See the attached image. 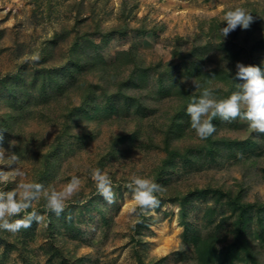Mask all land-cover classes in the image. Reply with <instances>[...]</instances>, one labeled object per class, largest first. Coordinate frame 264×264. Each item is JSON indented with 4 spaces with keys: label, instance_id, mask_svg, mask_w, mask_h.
<instances>
[{
    "label": "rangeland",
    "instance_id": "1",
    "mask_svg": "<svg viewBox=\"0 0 264 264\" xmlns=\"http://www.w3.org/2000/svg\"><path fill=\"white\" fill-rule=\"evenodd\" d=\"M79 1L0 0V76L14 71L25 59L38 56L44 40L55 30L71 28L76 16L70 10L71 5ZM83 1L85 11L80 19L85 21L81 33H92L97 22L104 28L119 23L129 26L126 34H117L104 49L103 55L109 62L115 60L119 51L132 46L137 47L147 62H168L173 58L175 45L184 50L197 45L200 50H205L208 68H215L224 62L220 60L218 46L222 41L231 46L236 36L233 31L222 39L205 33L212 20H216L220 28L226 27L223 21L225 12L237 7L246 9L254 18L250 28H240L235 38L237 47L242 49L239 63L252 66L248 51L254 44L257 47L254 58L258 57L260 63L264 60V43L256 45L260 38H264V0ZM143 28L146 29L144 34L139 31ZM95 39L98 41L100 36L96 35ZM208 42H211L208 47H203ZM18 46L24 49L21 56L17 55ZM63 46L65 48V44ZM150 85L155 88L154 79ZM72 99L78 105L79 94ZM62 102L64 104L67 99L63 98ZM172 103L173 97L163 98L138 121L134 114L126 112L119 121L105 111L83 118L75 133L92 135L73 142L71 150L61 160L59 171L46 185L59 190L76 175L83 181L80 191L66 202L65 210L59 216L46 210L42 197L29 212L36 210L45 217L43 222H33L30 228H22L16 233L0 230V264H139L137 254L145 263L153 260L160 261V264H199L193 245L184 240L179 205L162 199L158 207L143 210L133 202L132 193L126 187L133 175L153 180L155 170L163 166L166 153L160 147L163 139L161 124L162 117L171 111ZM51 113L44 119L36 114L22 129L27 138L30 133L38 134L33 145H40L42 151L54 142L61 128L59 120L55 119L60 112L51 110ZM124 132L131 134L133 144L115 146V152H111L114 137ZM16 133L11 138L17 142L16 146L3 148L20 158L18 166L23 169L25 177L18 179L35 182L39 153L37 155V150L33 149L22 154ZM192 134L193 141L189 139L180 144L201 141L195 132ZM217 134L229 139L253 137L257 144L248 151L221 144L220 152L214 157L193 154L188 160L177 162L164 173V179L169 183L168 194L187 192L195 187H212L242 192L244 200L250 203H264V135L256 133L239 117L225 121ZM101 158L102 166L99 164ZM95 168L106 171L111 177L114 203L108 204L97 192L91 179V171ZM0 170L11 169L0 165ZM14 186L11 182L0 184V190L7 191ZM216 198L215 192L195 198L186 221L203 237H218L219 246H223L233 238L235 217L227 204H216ZM210 207L214 209L212 220L206 213ZM23 215L13 216L10 220L20 219ZM254 216L246 238L257 258L264 263V232ZM139 221H142V234L138 240L140 243H136L138 238L134 241V229ZM53 225L60 227L59 233L52 232Z\"/></svg>",
    "mask_w": 264,
    "mask_h": 264
},
{
    "label": "trees",
    "instance_id": "2",
    "mask_svg": "<svg viewBox=\"0 0 264 264\" xmlns=\"http://www.w3.org/2000/svg\"><path fill=\"white\" fill-rule=\"evenodd\" d=\"M70 10L76 13L74 24L71 28L55 30L51 37L44 40L39 50V59H25L14 71L0 76V135L3 136L0 146H8L16 131L19 139L18 148L22 154L33 149L37 150V155L39 153L40 164L35 171V182L46 186L59 171L61 160L71 150L73 142L83 141L92 135L87 132L75 133L74 129L83 118L96 116L95 114L105 111V114L119 121L124 118L123 113L126 112L134 114L138 121L142 115L145 116L149 110L154 109L153 104H160L163 98L173 97L172 109L162 117L164 121L161 124L163 139L160 147L165 151L166 157L163 166L155 170L153 177V181L164 189L156 194L159 202L163 199L179 205L181 223L185 229L184 240L193 245L199 264H264L257 258L246 238L247 229L254 220V215L257 216L260 228L264 232V203H250L244 200L242 192L212 187H195L187 192L175 191L174 194H168L169 183L164 179L166 170L173 168L179 161L188 160L193 154L214 157L220 152L221 144L228 147L236 146L242 151L251 150L256 146V139L253 137L246 139L220 137L217 131L225 121L219 116L212 120L216 132L211 137L187 145L180 144L192 139L191 132H195L191 129L190 117L186 112L193 96L199 97L207 88L213 91L217 99H226L239 90L238 84L244 83L234 78L235 65L240 61L242 54V49L237 47L235 39L240 27L233 31V36L236 37L231 38V46L223 41L218 46L220 60L224 62L215 68H208L205 50H200L197 45L188 50L175 45L173 58L168 62L163 60L147 62L137 47L132 46L119 51L115 60L109 62L103 51L117 34L127 33L128 24L119 23L104 28L97 22L92 33L88 31L81 33L85 19L80 18L85 11V2L83 0L76 2L71 5ZM211 22L209 31L205 34L222 39L219 24L216 20ZM139 31L144 34L146 29ZM96 35L100 36L98 41L95 39ZM210 43L203 47H208ZM263 43L262 37L256 45ZM256 48L255 44L251 46L248 51L249 59L252 66L261 67L264 71V65L260 63L259 58H254L253 52L257 50ZM23 51V46H18L17 55H23ZM152 79L155 81V88L150 85ZM75 94H79L80 97L78 105L72 99ZM63 98L67 99L64 104ZM51 110L60 112L58 117H54L59 120L61 128L54 142L46 151H42L40 145H33L38 134L30 133L27 138L22 129L36 114L44 119L47 114H52ZM130 135L124 132L115 136L111 152H115L117 146L126 143L132 145L134 141ZM102 163L103 158L99 160L100 166ZM212 192L217 195L216 204L222 206L224 205L222 202L227 204L235 217L233 238L223 246H219L218 237L212 235L203 237L199 230L193 229L186 221L192 201ZM206 213L212 220L214 209L210 207ZM141 222L139 221L134 229L136 234V237H133L134 241L138 238L136 243L142 234ZM51 230L59 233L60 227L53 225ZM137 260L139 264H160V261L153 260L145 263L138 254Z\"/></svg>",
    "mask_w": 264,
    "mask_h": 264
},
{
    "label": "clouds",
    "instance_id": "3",
    "mask_svg": "<svg viewBox=\"0 0 264 264\" xmlns=\"http://www.w3.org/2000/svg\"><path fill=\"white\" fill-rule=\"evenodd\" d=\"M226 27L220 28V33L227 37L232 31L240 27L247 30L254 22L253 15L246 9L237 7L225 12L223 16ZM34 60L39 59L33 56ZM264 65V60L261 61ZM235 79L244 81L238 84V91L233 92L226 99H217L211 89H204L199 97L193 96L187 105V115L190 117V126L201 140H206L216 132V126L212 120L219 116L223 121H231L240 118L248 122L254 131L264 134V71L258 66H245L237 62ZM75 130V129H74ZM3 136L0 135V145ZM16 141H9V146L15 147ZM20 158L14 152H6L0 146V165L7 166L11 170H0V184L14 183L10 190H0V230L16 233L22 228L27 229L33 222L37 224L44 221L45 217L33 209L35 202L42 197L45 200L47 211L59 216L66 207V202L75 196L81 189L82 179L73 175L63 184L59 190L42 183L25 182L22 179L25 173L19 167ZM14 166V167H13ZM91 179L95 183L97 192L108 203L115 202V193L112 189V180L106 171L95 168L91 171ZM126 187L132 193L133 202L143 210L154 209L159 206L157 193L164 189L152 179L133 175ZM135 211V209H133ZM23 217L10 220L13 216Z\"/></svg>",
    "mask_w": 264,
    "mask_h": 264
}]
</instances>
